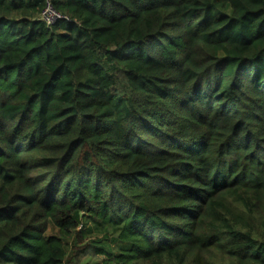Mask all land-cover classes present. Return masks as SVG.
I'll return each instance as SVG.
<instances>
[{
  "label": "trees",
  "instance_id": "obj_1",
  "mask_svg": "<svg viewBox=\"0 0 264 264\" xmlns=\"http://www.w3.org/2000/svg\"><path fill=\"white\" fill-rule=\"evenodd\" d=\"M0 0V264H264V0Z\"/></svg>",
  "mask_w": 264,
  "mask_h": 264
},
{
  "label": "built area",
  "instance_id": "obj_2",
  "mask_svg": "<svg viewBox=\"0 0 264 264\" xmlns=\"http://www.w3.org/2000/svg\"><path fill=\"white\" fill-rule=\"evenodd\" d=\"M40 20L45 23L47 26L51 27L56 25L61 21H70V17L58 12L52 2L47 0L46 6L41 13Z\"/></svg>",
  "mask_w": 264,
  "mask_h": 264
}]
</instances>
